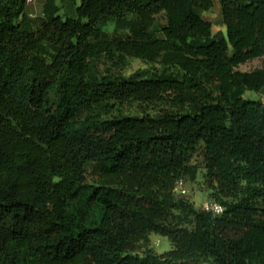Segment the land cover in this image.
Listing matches in <instances>:
<instances>
[{
	"label": "trees",
	"instance_id": "trees-1",
	"mask_svg": "<svg viewBox=\"0 0 264 264\" xmlns=\"http://www.w3.org/2000/svg\"><path fill=\"white\" fill-rule=\"evenodd\" d=\"M28 5L0 0V264H264V65L237 68L264 0ZM201 145L220 214L174 191ZM150 233L173 247L139 253Z\"/></svg>",
	"mask_w": 264,
	"mask_h": 264
},
{
	"label": "rangeland",
	"instance_id": "rangeland-1",
	"mask_svg": "<svg viewBox=\"0 0 264 264\" xmlns=\"http://www.w3.org/2000/svg\"><path fill=\"white\" fill-rule=\"evenodd\" d=\"M45 0H32L28 5V11L32 14L40 13L42 10V5ZM61 4V0H57ZM76 3L79 5L81 0H76ZM70 12L69 8L61 6L60 13L65 14ZM205 16L208 20L213 23V30L216 32L218 30H222L225 34L227 32V28L225 23L221 18L220 6L218 1L215 2L214 7L208 12L205 13ZM158 23L164 22V17L162 14L157 17ZM115 28L114 21H109L104 25V29L108 31H112ZM122 30V29H121ZM264 65V55L260 57L252 58L244 63H241L237 68L240 70H252ZM161 67L158 64H151L145 62L140 59L131 58L129 60V64L125 67V72L127 74H131L132 72L138 69H149L155 70ZM245 97L258 99L259 93L246 90ZM191 162L198 167V174L195 180L189 178V176H185V197L189 200L193 201L197 208H201L203 203L210 197L209 190L206 188L204 184V172H205V160L202 152V145L193 153ZM173 247V244L168 236L161 235L158 233H150L147 239H141L138 245V252L144 254L148 250H152L158 253H163ZM201 264H210L209 261H203Z\"/></svg>",
	"mask_w": 264,
	"mask_h": 264
},
{
	"label": "built area",
	"instance_id": "built-area-1",
	"mask_svg": "<svg viewBox=\"0 0 264 264\" xmlns=\"http://www.w3.org/2000/svg\"><path fill=\"white\" fill-rule=\"evenodd\" d=\"M32 0H28V2L30 3ZM259 98L261 99L262 103L264 104V92L259 93ZM174 191L176 194H185L186 192V188H185V180L183 178H180L176 181L175 187H174ZM202 208L207 210V211H211L215 214H220L223 213L224 211V206L214 200H209L207 199L203 205Z\"/></svg>",
	"mask_w": 264,
	"mask_h": 264
},
{
	"label": "crops",
	"instance_id": "crops-1",
	"mask_svg": "<svg viewBox=\"0 0 264 264\" xmlns=\"http://www.w3.org/2000/svg\"><path fill=\"white\" fill-rule=\"evenodd\" d=\"M209 12V11H208ZM206 13V12H205ZM205 13H204V16H205ZM37 14H39V13H37ZM206 17V16H205Z\"/></svg>",
	"mask_w": 264,
	"mask_h": 264
}]
</instances>
